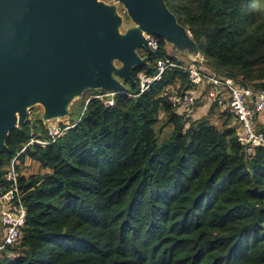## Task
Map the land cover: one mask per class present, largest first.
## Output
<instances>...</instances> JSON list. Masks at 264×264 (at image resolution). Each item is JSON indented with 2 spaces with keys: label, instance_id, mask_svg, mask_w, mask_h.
<instances>
[{
  "label": "trees",
  "instance_id": "16d2710c",
  "mask_svg": "<svg viewBox=\"0 0 264 264\" xmlns=\"http://www.w3.org/2000/svg\"><path fill=\"white\" fill-rule=\"evenodd\" d=\"M164 2L197 44L200 65L264 90V0ZM167 47L158 38L151 68L177 61ZM140 72L151 74L135 68V80ZM189 88L172 68L111 107L85 106L110 90L88 91L77 124L46 146L30 143L49 141L40 116L13 129L0 152V188L14 158L19 174L25 160L39 174L19 178L26 220L0 264H264V147L247 160L227 110L202 102L198 117L193 108L187 117L161 97Z\"/></svg>",
  "mask_w": 264,
  "mask_h": 264
},
{
  "label": "water",
  "instance_id": "95a60500",
  "mask_svg": "<svg viewBox=\"0 0 264 264\" xmlns=\"http://www.w3.org/2000/svg\"><path fill=\"white\" fill-rule=\"evenodd\" d=\"M117 5L131 23L125 30ZM144 35L189 62H204L164 0H0V152L35 106L46 125L70 120L86 91L135 88L133 69H152Z\"/></svg>",
  "mask_w": 264,
  "mask_h": 264
},
{
  "label": "built area",
  "instance_id": "2783aa9c",
  "mask_svg": "<svg viewBox=\"0 0 264 264\" xmlns=\"http://www.w3.org/2000/svg\"><path fill=\"white\" fill-rule=\"evenodd\" d=\"M144 37L149 47L148 54L155 53L158 49V38L150 35H144ZM197 64L199 63L181 64L179 60L175 62L169 58L158 59L152 66L151 74L140 72L136 75L137 86L135 88L138 91L136 94L109 91L92 96L90 99H98L105 107H111L114 104L116 95L137 97L148 91L153 83L162 80L167 70L176 68L187 75L190 88L179 93L176 90H169L161 97H167L168 103L178 107L179 112L189 113L195 107L196 100L208 87L205 102L207 105L217 103L219 110H227L232 114L240 131L238 141L243 147L245 159L250 160L255 148L264 147L263 133L254 129L252 124V119L257 118L264 111V90L254 92L241 86L233 79L203 71L197 67ZM76 124L77 122L70 123L63 120L51 121L46 124L49 141L31 140L30 143L35 142L41 146L54 143ZM16 165V158H14L4 174V184L0 188V250L18 242L21 237V229L26 220L23 192L19 184L21 176L16 170Z\"/></svg>",
  "mask_w": 264,
  "mask_h": 264
},
{
  "label": "rangeland",
  "instance_id": "374dc122",
  "mask_svg": "<svg viewBox=\"0 0 264 264\" xmlns=\"http://www.w3.org/2000/svg\"><path fill=\"white\" fill-rule=\"evenodd\" d=\"M101 1H104L105 3H108V4L112 3V0H101ZM117 11H118V13H120L121 15H123L124 18L126 17L125 14L123 13L124 12L123 11V8L120 5H117ZM130 26H131L130 21L125 18L124 19V24H123L122 30H125L126 28H128ZM166 51H167V54L169 56L176 58L181 63H183V64H188L189 63V61H188V59H186V57L179 55L177 52H171L169 46L167 47V50ZM139 54L140 55H145V52H143V51L140 50L139 51ZM197 67L198 68H201L203 71H206V72H211L212 71L209 65L204 66V65L198 64ZM87 92L88 91H86L85 93H87ZM79 102H80V100H77L71 106V108H70V114H71L70 120L68 119V120H63V121L70 122L71 120H77L79 118V116L81 114V111H82L80 109V107L78 106ZM202 102H204L203 105L204 104L207 105V103L205 102V97H204V99H201L200 100V102L198 103V106H195L193 108V111L192 112H194V114L196 115V117H194V118H197L198 117L197 114L199 112L200 106L202 105ZM205 108H207V106H205ZM192 112H191V110H190L189 113L187 112L186 113L187 114V117H190L191 114H192ZM41 114H42V108L40 106H35V107H33V108H31L29 110L28 116H27V120H29V121H31L33 123L36 118H38L39 116H41ZM218 114L219 113L216 111L215 115H213V116H216V118H217ZM255 121H256V123H258V125H257L258 128H261V127L264 126V111L257 118L252 119V124H253L254 129H256V127H255ZM210 122L212 124H214L215 123V119L214 120H211ZM217 127H219V125ZM236 131H237V136H238L239 135V132H240L239 129H238V126L236 128ZM166 132H167V128L166 129H163L162 130V135L166 134ZM20 169H21L20 176H24L26 178L29 177V176H31V175L37 174L38 171H39L37 164L30 163L28 160H25L24 161V163L20 166Z\"/></svg>",
  "mask_w": 264,
  "mask_h": 264
},
{
  "label": "crops",
  "instance_id": "0c3cea01",
  "mask_svg": "<svg viewBox=\"0 0 264 264\" xmlns=\"http://www.w3.org/2000/svg\"><path fill=\"white\" fill-rule=\"evenodd\" d=\"M255 124L258 125V123H256V121H255Z\"/></svg>",
  "mask_w": 264,
  "mask_h": 264
},
{
  "label": "flooded vegetation",
  "instance_id": "af4514ba",
  "mask_svg": "<svg viewBox=\"0 0 264 264\" xmlns=\"http://www.w3.org/2000/svg\"><path fill=\"white\" fill-rule=\"evenodd\" d=\"M125 18H126V17H125ZM125 18H124V19H125ZM126 19H127V18H126ZM145 55H147V54L145 53ZM148 62H149V61H148Z\"/></svg>",
  "mask_w": 264,
  "mask_h": 264
}]
</instances>
